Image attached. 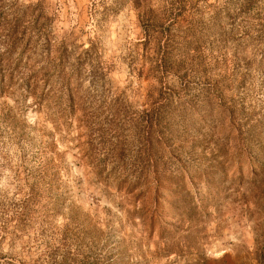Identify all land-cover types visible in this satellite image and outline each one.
Instances as JSON below:
<instances>
[{"label": "rangeland", "instance_id": "rangeland-1", "mask_svg": "<svg viewBox=\"0 0 264 264\" xmlns=\"http://www.w3.org/2000/svg\"><path fill=\"white\" fill-rule=\"evenodd\" d=\"M243 1L0 0L1 264H264V176L251 179L254 167L264 174V124L249 138L263 143L259 163L242 165L216 163L210 149L185 139L194 129L173 133L150 161L128 137L123 162L179 168L182 189L161 179L160 189L151 184L136 196L105 186L93 171L115 163L103 159L114 141H102L100 130L126 120L111 97L140 111L162 101V80L178 85L173 74L163 78L166 40L171 61L198 48L230 55L235 43L223 39L231 23L236 35L264 24V0L253 6L257 18L231 21ZM251 52L248 45L238 53L239 65H248L235 75L246 106L264 92V59L247 60ZM191 80L177 92H200L201 79ZM169 109L164 122L199 125L190 105ZM40 152L56 157L50 182L38 181Z\"/></svg>", "mask_w": 264, "mask_h": 264}, {"label": "trees", "instance_id": "trees-1", "mask_svg": "<svg viewBox=\"0 0 264 264\" xmlns=\"http://www.w3.org/2000/svg\"><path fill=\"white\" fill-rule=\"evenodd\" d=\"M258 2L259 0H244L234 13L229 14L231 21L240 17L247 24L246 18H257L253 16L256 14H253L252 9ZM261 21L253 24L257 28L255 33L249 32L245 28L239 31V35L235 34V30L239 29L238 23H231L232 34L223 39V41L235 43L234 51L230 55H227L225 51L220 55L208 54L205 53V50L198 48V50L192 49L171 61L168 40H166L162 44V74L164 76L175 75L178 85H172L167 79L162 80V92H160L162 101L159 100L150 108L140 111L126 110L120 104L123 102L122 95L111 97L112 104L117 106V113L126 115V120H113L109 126H104L100 130L102 141H114L112 148L103 151V159L115 161L111 166L98 164L93 167L100 182L105 186L113 183L116 190H123L126 193L132 194L137 191L136 196H143L151 184L154 185L155 190L160 189L159 181L161 179H166L168 183L178 189L185 186V175L179 168L160 166L155 163L123 162L128 159L125 145L130 136L137 142L138 154H147V161H150L151 155L162 146V142L164 143L171 136H175L173 133L194 129L195 135L185 139H190L191 143L210 149L213 157L220 158L216 163L232 160L242 165L244 159L257 162L256 153L259 150L262 151L263 143L260 140L258 141L259 146H257L252 141L249 142V138L254 136V129L264 124V92H262L260 102H257L256 105L246 106L245 95H241L245 92H243L244 88H240V85L236 84L238 81L235 83L238 79L235 75L237 67L248 65V62L239 65L240 56L238 55L248 45L252 48V52L247 60L262 61L264 59V24ZM2 35L0 32V41H5ZM13 37V31L6 35L7 39H13ZM91 50L92 48H87L84 53L88 54ZM163 78H167V76ZM193 78L201 79L200 92H187L189 94L185 95L177 92L179 88L184 89L185 86L188 88ZM234 89L239 93L233 92ZM62 92L68 96L69 100L72 99L70 86H65ZM172 105H190L191 109L199 114V125L194 126L195 128L184 125L180 130L173 125L174 122L172 123L170 120L164 122L163 116L175 111V109H169ZM175 124H178V121ZM181 135L188 134L183 132ZM48 150L50 151L46 147L42 151ZM55 161V156L40 152L37 163L39 182H50L52 176L56 175L57 171L55 170L58 165ZM214 166L212 165V167ZM181 169L183 170V167ZM199 175L202 177V174ZM259 175L264 176L263 171H260L259 174L257 168L254 167L252 181L260 180ZM260 182L263 183L261 180ZM262 192L264 194V191ZM36 193L35 189H32L29 196L37 195Z\"/></svg>", "mask_w": 264, "mask_h": 264}]
</instances>
